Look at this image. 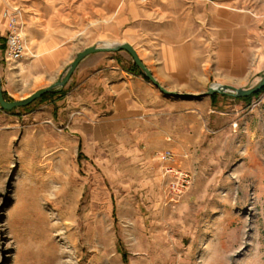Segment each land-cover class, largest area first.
I'll use <instances>...</instances> for the list:
<instances>
[{
    "label": "rangeland",
    "instance_id": "obj_1",
    "mask_svg": "<svg viewBox=\"0 0 264 264\" xmlns=\"http://www.w3.org/2000/svg\"><path fill=\"white\" fill-rule=\"evenodd\" d=\"M3 3L17 8L25 44L21 59L5 60L0 29L11 102L62 80L91 47L127 43L147 61L170 48L200 72L171 85L189 97L164 94L161 116L133 133L108 132L83 66L58 94L0 108V264H264V90L204 96L264 79V0ZM44 43L56 52L39 53ZM106 53L132 72L126 52L131 60ZM168 165L190 177L177 197Z\"/></svg>",
    "mask_w": 264,
    "mask_h": 264
},
{
    "label": "crops",
    "instance_id": "obj_2",
    "mask_svg": "<svg viewBox=\"0 0 264 264\" xmlns=\"http://www.w3.org/2000/svg\"><path fill=\"white\" fill-rule=\"evenodd\" d=\"M6 10L3 0H0V29L7 27V20L4 18ZM54 48L52 43H44L38 47V51L41 54H52L56 52ZM123 52H118V55L113 53V55L131 60L128 55L125 57L123 54L126 53ZM89 58H93L91 63L85 65V61ZM139 58L157 83L170 92L177 91L176 87L171 86L172 83L185 86L200 72L198 68H193L188 64L184 55L170 48L161 49L155 60L149 57L147 61L140 55ZM80 66H83L80 70V77L84 76L82 86L88 85L90 88L89 91L86 90V93L95 94L99 99L98 107L102 108L105 105L108 109L107 115L104 116L105 124L110 128L113 127V130L110 129L108 132L133 133L136 127L145 126L156 116H161L157 113L161 110L157 103L163 102L166 95L164 96L141 75L122 68L114 57L107 53L106 55L96 53L82 60L78 67ZM185 108L188 110L190 106Z\"/></svg>",
    "mask_w": 264,
    "mask_h": 264
},
{
    "label": "water",
    "instance_id": "obj_3",
    "mask_svg": "<svg viewBox=\"0 0 264 264\" xmlns=\"http://www.w3.org/2000/svg\"><path fill=\"white\" fill-rule=\"evenodd\" d=\"M119 51H125L131 57L136 67L142 71V73L147 78V80L161 93L171 96V97H175V98L189 97V95L187 94H178V93L170 92L164 87H162L159 83H157V81L154 79L149 69L143 64V62L139 58L134 48L131 45L125 43V44L115 45V46L107 47V48L91 47V48L85 49L84 51L77 54L76 58L70 64L62 80L57 81L56 83L52 84L51 86L43 90L33 93L28 98L23 99L21 101L8 102L4 99L3 92L1 89V79H0V108L4 111H11L13 109L26 107L29 104L36 101L37 99L41 98L43 95L53 92L58 89H62L68 83L71 75L74 73L79 63L82 60H84L86 57H88L89 55L96 54V53L119 52ZM263 87H264V79L256 87L249 89V90L236 89L231 86H217L215 88L210 87L208 91L204 94V96H211L213 94H221V95H228L234 98H244V97H249L253 94H256Z\"/></svg>",
    "mask_w": 264,
    "mask_h": 264
},
{
    "label": "built area",
    "instance_id": "obj_4",
    "mask_svg": "<svg viewBox=\"0 0 264 264\" xmlns=\"http://www.w3.org/2000/svg\"><path fill=\"white\" fill-rule=\"evenodd\" d=\"M4 18L7 20V31L5 37V60L18 61L25 51V44L20 30V14L17 8L7 9L4 12ZM166 161L172 160V154L167 151L162 154ZM165 176H168L167 188L171 195L179 196L187 189L190 183V177L187 173L178 171L168 165L164 169Z\"/></svg>",
    "mask_w": 264,
    "mask_h": 264
},
{
    "label": "trees",
    "instance_id": "obj_5",
    "mask_svg": "<svg viewBox=\"0 0 264 264\" xmlns=\"http://www.w3.org/2000/svg\"><path fill=\"white\" fill-rule=\"evenodd\" d=\"M134 74H138V75H141L146 81H148L147 80V78L144 76V74L142 73V71L139 69V68H137L136 67V65L134 64V63H132V65H131V69H130ZM264 90V87L259 91V92H257L256 94H253V95H258L259 93H261L262 91ZM62 92V91H61ZM60 92V93H61ZM59 93V91H53V92H50V93H47V94H45V95H43L41 98H45V97H47V96H53L54 94H58ZM253 95H251V96H253ZM3 96H4V99L6 100V101H9V102H11V100L10 99H7V97H6V95L3 93ZM217 97V94H213V95H211V99H215ZM250 97V96H249ZM245 98H248V97H245ZM13 110H15V109H13ZM4 111V110H3ZM12 111V110H11Z\"/></svg>",
    "mask_w": 264,
    "mask_h": 264
},
{
    "label": "bare ground",
    "instance_id": "obj_6",
    "mask_svg": "<svg viewBox=\"0 0 264 264\" xmlns=\"http://www.w3.org/2000/svg\"><path fill=\"white\" fill-rule=\"evenodd\" d=\"M40 52H41V51H40ZM212 87H213V88L217 87V84H214ZM162 177L164 178V176H162Z\"/></svg>",
    "mask_w": 264,
    "mask_h": 264
}]
</instances>
